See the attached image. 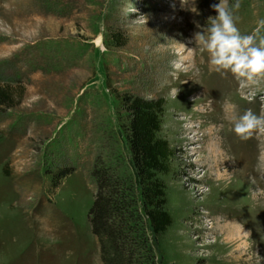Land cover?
Instances as JSON below:
<instances>
[{
  "label": "rangeland",
  "instance_id": "obj_1",
  "mask_svg": "<svg viewBox=\"0 0 264 264\" xmlns=\"http://www.w3.org/2000/svg\"><path fill=\"white\" fill-rule=\"evenodd\" d=\"M218 2L0 0V85L11 96L0 104V264H102L87 220L92 170L101 160L129 171L124 94L164 99L163 263L264 264V127L238 140L220 107L231 95L239 113L264 118V79L193 77L207 62L194 34ZM234 15L249 34L264 0H240ZM59 168L70 172L56 184Z\"/></svg>",
  "mask_w": 264,
  "mask_h": 264
},
{
  "label": "trees",
  "instance_id": "obj_2",
  "mask_svg": "<svg viewBox=\"0 0 264 264\" xmlns=\"http://www.w3.org/2000/svg\"><path fill=\"white\" fill-rule=\"evenodd\" d=\"M129 114L126 141L129 171L98 161L92 170L96 191L87 211L90 231L98 243L102 264H164L159 237L171 224L165 208L164 182L170 171L173 150L156 136L160 130L164 99L119 95ZM11 96L0 85V104L10 105ZM70 172L52 173L57 184Z\"/></svg>",
  "mask_w": 264,
  "mask_h": 264
},
{
  "label": "clouds",
  "instance_id": "obj_3",
  "mask_svg": "<svg viewBox=\"0 0 264 264\" xmlns=\"http://www.w3.org/2000/svg\"><path fill=\"white\" fill-rule=\"evenodd\" d=\"M240 0L231 6L228 0L210 5L216 15L208 17L205 29L194 34L201 54H207L208 70L224 75L230 73L242 86H255L264 79V18L257 21L249 34H241L234 15ZM199 27V25H197ZM225 119L238 140H248L254 129L264 127V118L251 110L239 113L231 102L224 106Z\"/></svg>",
  "mask_w": 264,
  "mask_h": 264
},
{
  "label": "bare ground",
  "instance_id": "obj_4",
  "mask_svg": "<svg viewBox=\"0 0 264 264\" xmlns=\"http://www.w3.org/2000/svg\"><path fill=\"white\" fill-rule=\"evenodd\" d=\"M176 55L178 56V57H180V58H184V56H186V54L184 53V52H182V51H180V50H178L177 52H176ZM199 58H200V56H199ZM201 60V59H200ZM177 67H179V65H177ZM176 67V68H177ZM181 67V66H180ZM198 68V70H197V72H194V75H193V77H195L197 80H198V82L199 81H206L207 79L208 80H214V76H215V74H212V72H210L209 70H208V64H207V62L205 63V62H203V63H201L200 64V67H197ZM179 69H181V68H179ZM195 71V70H194ZM164 73H165V70H163L162 69V71L158 74L159 76L160 75H162V76H164ZM193 73V72H192ZM166 74V73H165ZM161 76V77H162ZM166 76V75H165ZM190 76V75H189ZM192 77V76H191ZM191 77H190V79H191ZM194 78V79H195ZM167 79V78H166ZM171 80V79H170ZM172 82V81H171ZM190 82V81H189ZM188 83V82H187ZM191 83H193V81L191 82ZM189 85H191V84H189ZM193 85V84H192ZM194 86V85H193ZM188 88V87H187ZM192 88V87H191ZM196 88V90H199V89H197V87H195ZM208 88V87H207ZM194 89V88H193ZM185 90H187V89H185ZM208 90L210 91V92H212L213 94H214V91H215V89H210V88H208ZM214 90V91H213ZM192 91V93H193V90H190V92ZM189 92V91H188ZM200 92V91H199ZM202 93V92H201ZM186 94V93H185ZM202 97V96H201ZM201 97H199V98H193V99H190L189 101L190 102H192V103H195L197 100H199ZM233 98V96H231V95H227V96H225L224 97V99H222V101H221V106L220 107H222V109L224 108V106H225V104L226 103H229V102H231V103H233V104H237L238 102L236 101V100H233L232 99ZM211 99V98H210ZM231 100V101H230ZM223 101H224V103H223ZM210 103V102H209ZM223 103V104H222ZM217 105V104H216ZM211 107V106H210ZM220 107H218V108H220ZM238 111H240V110H238ZM224 113V112H223ZM237 139V138H236Z\"/></svg>",
  "mask_w": 264,
  "mask_h": 264
}]
</instances>
